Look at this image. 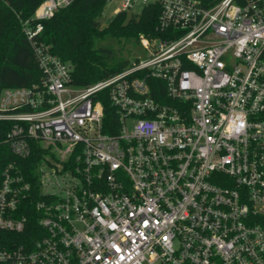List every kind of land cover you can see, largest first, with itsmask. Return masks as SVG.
<instances>
[{"label":"built area","instance_id":"built-area-1","mask_svg":"<svg viewBox=\"0 0 264 264\" xmlns=\"http://www.w3.org/2000/svg\"><path fill=\"white\" fill-rule=\"evenodd\" d=\"M74 1L23 22L43 81L0 96L11 152H41L3 171L0 264H264V1L124 0L118 13L160 3L169 39L142 38L147 58L81 88L41 41Z\"/></svg>","mask_w":264,"mask_h":264},{"label":"trees","instance_id":"trees-1","mask_svg":"<svg viewBox=\"0 0 264 264\" xmlns=\"http://www.w3.org/2000/svg\"><path fill=\"white\" fill-rule=\"evenodd\" d=\"M45 0H0V96L5 89L29 88L41 85L43 73L39 69L34 51L25 37L23 22L33 21L37 9ZM108 0H75L60 10L48 21L43 22L41 41L49 45L52 53L71 68L75 87H89L127 70L139 59L119 57L109 41L141 43L142 38L150 40L169 39V34L159 29L162 7L160 3L144 5L140 14L119 12L106 26L100 22ZM205 9H211L223 0H197ZM250 1L237 0L241 5ZM145 73L136 74L141 77ZM152 95L158 101L163 99L164 89L155 88L157 81L148 79ZM160 84H162L160 82ZM105 110L104 133L115 135L120 126L119 115L112 107L108 93L100 95ZM12 123L0 121V184L3 171L9 163L29 166L40 159V151L34 152L27 161L15 156L6 143ZM30 218L24 236H31L38 228V214L26 210Z\"/></svg>","mask_w":264,"mask_h":264},{"label":"rangeland","instance_id":"rangeland-1","mask_svg":"<svg viewBox=\"0 0 264 264\" xmlns=\"http://www.w3.org/2000/svg\"><path fill=\"white\" fill-rule=\"evenodd\" d=\"M124 0H108L104 6L103 15L100 18V22L103 26H106L122 9V4ZM144 5L137 4L128 13L130 14H140ZM113 44L117 50L119 57L131 58V59H145L148 56V52L142 47L141 44H136L133 42H116L109 41L106 45Z\"/></svg>","mask_w":264,"mask_h":264}]
</instances>
